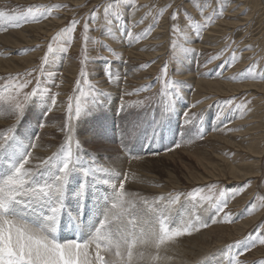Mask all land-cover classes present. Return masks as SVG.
Returning <instances> with one entry per match:
<instances>
[{
  "label": "rangeland",
  "instance_id": "1",
  "mask_svg": "<svg viewBox=\"0 0 264 264\" xmlns=\"http://www.w3.org/2000/svg\"><path fill=\"white\" fill-rule=\"evenodd\" d=\"M110 2L112 0H0V12L5 13V18H0V34L5 33L3 40L0 36V83L7 81L9 76L32 72L29 77L32 84L25 91L36 87V80L39 79L40 90L45 93L28 102L25 118L19 123L16 135L26 144L43 140L57 143L54 151L57 152L65 141L66 133L61 129L69 123V97L79 98L83 107L92 109L90 116L71 121L74 140L83 141L82 153L90 158L91 155L101 157L104 154L128 156L133 151L134 156L141 157L140 160H151L155 167L154 176L162 178L165 188H158L154 195L151 193L152 198L148 201H154L159 195H178L181 205L177 207L180 209L186 204L183 208L192 217L197 214L195 218L199 214L205 215L200 217L202 223L208 225L191 235L182 236L172 245L190 250V262L196 263L195 260L205 258L207 264H228L225 255L227 245L264 234V201L259 199L264 197V89L211 92L197 83L204 77L229 83L224 79L231 77L233 85H244L248 79L242 78L241 74L250 66L255 67L257 74L264 73V8L256 0H127L121 6L119 18L113 14L110 17L112 23L108 24L104 19V7ZM57 5L66 7H53ZM41 6L52 8V15L40 18L38 22L20 20V27H14V22L6 19L11 16L19 18L30 7L34 14L39 15L37 9ZM165 8L163 15H158ZM221 8L223 15L217 18L216 13ZM96 9L99 12L93 21L89 17ZM173 12L177 13L176 21L171 18ZM189 16L194 23H201L209 16L214 22L197 34L194 28L188 27ZM74 18L79 20V24L71 35L70 46L64 52L61 49L65 47V38L52 41V37ZM224 19L233 20L235 26L219 25ZM86 21L89 24L86 33L89 38L88 60L83 62ZM174 23L180 29L175 34L172 31ZM113 27L119 33H115ZM129 30L142 38L129 41ZM8 37L11 41L13 38L15 45L8 42ZM50 42L53 52L48 53V62L41 68ZM232 53L236 55L235 60ZM165 64L168 66L169 83L183 82L180 96L173 97L171 91L167 96L163 94L162 69ZM109 66L111 80L106 74ZM82 68L86 72L83 78L80 75ZM77 81H80L78 90ZM260 82L264 84V79ZM52 95L56 98L54 107L48 98ZM109 97L117 107L114 111L111 103V111L107 109L105 99ZM172 100L175 111L161 126L162 108ZM226 101H231V104ZM75 103L73 100V111ZM239 105L246 107L240 109ZM185 113H189L188 119L193 123H185ZM13 116L4 105H0V132L16 126L17 120ZM11 119L14 121L11 122ZM131 121L142 122L145 134L139 139L130 140L121 135ZM41 125H45L44 128ZM200 128L203 129V138L197 134ZM96 132H106V135H94ZM87 141L93 144L83 145ZM127 144L136 149L126 147ZM248 145L257 148L260 154L255 150L251 152L252 148ZM5 164V159L0 158V175L4 173ZM231 167L244 169L250 174L235 178L239 174H231ZM168 173L170 179L167 178ZM221 192L228 198L225 212L232 214V223L222 222L224 214H217L207 201L199 199L202 196L212 197L215 202L221 199ZM128 199L134 200L132 197ZM144 199L147 198L141 201ZM141 201H137L136 211L145 215V206ZM252 205H255V210L249 214L248 209ZM245 222L246 225L243 224ZM67 229L71 232L70 227ZM203 248L205 252L199 260L197 258ZM236 251L233 248V253ZM212 258L218 261L213 262ZM237 258L245 264H254L264 259V245L257 244ZM220 259L226 260L225 263Z\"/></svg>",
  "mask_w": 264,
  "mask_h": 264
},
{
  "label": "snow or ice",
  "instance_id": "2",
  "mask_svg": "<svg viewBox=\"0 0 264 264\" xmlns=\"http://www.w3.org/2000/svg\"><path fill=\"white\" fill-rule=\"evenodd\" d=\"M126 2L127 0H112L104 7L106 23H112L110 17L113 14L119 18L121 6ZM37 11L39 15L34 14L30 7L27 13L19 18L11 16L6 19L13 21L14 27H20V20L38 22L40 18L46 19L52 15V8L41 6ZM164 11L166 8L161 9L158 15H163ZM98 12L99 9L93 11L89 19L96 20ZM222 15L223 8L216 13L217 18ZM0 18H5L4 12H0ZM171 18L176 21L177 13L173 12ZM188 19V27L194 28L197 34L214 22L211 16L205 17L201 23H194L190 16ZM77 24L79 20L74 18L68 26L52 37V41L60 37L65 38V47L61 49L62 51L66 52L67 47L70 46L71 35L75 32ZM88 29L89 24L86 21L83 62L88 60L86 55ZM172 31L174 34L180 31L179 26L174 23ZM185 36L187 37V34ZM127 37L129 41H138L142 38L139 34L134 35L131 30L127 32ZM52 52L53 47L50 42L47 53L42 58L41 68L48 62V53ZM218 56L219 54L216 58ZM232 59H236L235 53H232ZM167 69L168 66L165 64L162 69L165 89L163 94L167 96L171 91L173 97L180 96L183 82L172 81L170 84L167 80ZM106 74L111 80L110 66ZM80 75L82 78L86 77L83 68ZM31 76L32 72L18 73L0 83V105L6 106L17 120L16 126L0 132V158L6 161L4 173L0 175V264H154L162 259L161 249L166 250L179 237L191 235L193 231L208 226L207 223L200 222L198 217L193 219L191 214L180 215L177 205H181V199L178 195L169 194L167 197L162 195L152 202L144 199L141 203L145 206V215L138 214L137 201L128 199L130 195L136 194L128 193L125 188L128 174L124 173L123 179H120L121 173L103 166L98 167L95 157L88 161L82 158V145L78 139L73 138L74 126L71 121L73 118L80 121L83 117L90 116L92 109L83 107L77 97H69L67 108L69 123L62 128L66 133L64 143L57 152L40 160L35 166H30L33 158L31 149H34L36 144L24 143L23 139L17 137L16 131L19 123L25 118L28 102L33 97L45 95L40 90L39 79L36 80V87L31 91H25L32 84V79H29ZM241 76L264 79V73L257 74L254 66H250ZM79 84L80 81H77V90ZM48 98L54 106L55 95ZM73 100L76 101L74 111ZM226 103L231 104V101ZM237 107L243 109L246 106ZM174 111L175 103L172 100L162 108L161 126ZM188 116L189 113H185V123H193ZM144 134L142 122L139 121L129 122L121 133L123 138L130 140L139 139ZM197 134L203 138V129H198ZM94 135L102 136L106 135V132H96ZM176 146L179 147L178 144ZM73 181H75L74 187ZM94 183L106 186L105 195L101 198L102 204L96 208L92 223L88 225L82 218L86 214V200ZM69 193L75 198V207L70 206ZM220 197L221 199L215 202L212 197L202 196L199 199L207 201L217 214L223 213L222 222H234L232 214L225 212L228 207L226 194L221 192ZM259 199L264 201V197ZM254 210L255 205H252L248 209L249 214ZM63 217H67L73 229L71 236L60 234ZM213 223H216V220H213ZM82 224H84L83 228ZM257 244L264 245V234L257 235L255 239L249 236L227 245L225 255L228 264H245V261L237 257L243 256ZM233 248L237 249L235 253ZM254 264H264V259Z\"/></svg>",
  "mask_w": 264,
  "mask_h": 264
},
{
  "label": "bare ground",
  "instance_id": "3",
  "mask_svg": "<svg viewBox=\"0 0 264 264\" xmlns=\"http://www.w3.org/2000/svg\"><path fill=\"white\" fill-rule=\"evenodd\" d=\"M257 2H258V5L260 6V7H263L264 8V0H256ZM248 2V1H247ZM244 5H246V4H244ZM257 5V6H258ZM231 8V7H230ZM255 8V7H254ZM254 8H253V12L255 13V11H254ZM249 10H251V9H249ZM264 10V9H263ZM133 11V10H132ZM137 13H138V11H137ZM201 13V12H200ZM254 13H250V14H254ZM66 14V13H65ZM134 14V13H133ZM261 14V13H260ZM264 14V13H263ZM135 15V14H134ZM200 15V14H199ZM198 15V16H199ZM132 16V15H131ZM254 16H256V15H254ZM257 16H259V15H257ZM262 15H260V17H261ZM202 17V16H201ZM260 17H258L259 19H260ZM257 18V19H258ZM255 19V18H254ZM243 20V19H242ZM115 21V20H114ZM117 21V20H116ZM231 21H233V20H231V19H224V20H222L221 22L222 23H220L219 25H224V26H226V25H233V26H235V23H234V21L233 22H231ZM238 21H239V18H238ZM262 21V20H261ZM263 22V21H262ZM261 22V23H262ZM117 23V22H116ZM115 23V24H116ZM171 23V22H170ZM260 23V24H261ZM217 24V23H216ZM215 24V25H216ZM113 25V24H112ZM111 25V26H112ZM117 25V24H116ZM218 25V26H219ZM121 27V26H120ZM229 27V26H228ZM113 29H114V27H113ZM120 29V28H119ZM264 29V28H263ZM116 32L115 33H119V32H117V29H114ZM262 30V29H261ZM212 32H217V31H212ZM221 32V31H220ZM220 34H222V33H220ZM2 35H5V33H3ZM1 34H0V36H1V39H2V36ZM8 35V34H7ZM12 35H13V33H12ZM193 35V34H192ZM10 36V35H9ZM16 36V35H15ZM228 37V36H227ZM18 38V37H17ZM199 38V37H198ZM6 39V38H5ZM4 39V40H5ZM20 39V38H19ZM18 39V40H19ZM3 40V39H2ZM1 40V41H2ZM17 40V41H18ZM6 41V40H5ZM12 41H13V38H12ZM11 41V38L10 37H8V42L11 44V45H15V44H13L14 43V41L12 42ZM21 41V40H20ZM15 42H16V40H15ZM211 42V41H210ZM246 42V41H245ZM244 42V43H245ZM263 42V41H262ZM8 43V44H9ZM17 43V42H16ZM121 43V42H120ZM140 43V42H139ZM205 43V42H204ZM207 43H209V42H207ZM5 44H7V41H6V43ZM9 44V45H10ZM20 44V42H18V45ZM206 44V43H205ZM210 44V43H209ZM264 44V43H263ZM143 45V44H142ZM199 45V44H198ZM211 45V44H210ZM214 45V44H213ZM245 45H246V43H245ZM261 45H262V43H261ZM211 47H212V45H211ZM262 47H264V46H262ZM133 48V47H132ZM193 48V47H192ZM1 49V48H0ZM264 49V48H263ZM21 50V49H20ZM126 50V49H125ZM264 51V50H263ZM131 52H132V50H131ZM133 53V52H132ZM3 54V53H2ZM123 54H124V52H123ZM138 54V53H137ZM243 54H246V53H243ZM134 55V54H133ZM147 55V54H146ZM240 56V55H239ZM253 56V55H252ZM1 57V56H0ZM129 57V56H128ZM132 57V56H131ZM149 57H151L150 56V54H149ZM244 57V56H243ZM3 58V57H2ZM28 60V58H26L25 59V61H27ZM1 61H3V60H1ZM257 61V60H256ZM235 62V61H234ZM1 64H2V62H0ZM124 63V62H123ZM4 64V63H3ZM2 66H4V65H2ZM129 67V66H128ZM257 67V66H256ZM263 71V70H262ZM132 72H133V70H132ZM190 72V71H189ZM258 73V72H257ZM125 74V73H124ZM127 74V73H126ZM132 74H134V72L132 73ZM136 75V74H135ZM197 77V76H196ZM224 77V76H223ZM195 78V77H194ZM203 78V77H202ZM237 78V77H236ZM235 78V79H236ZM208 78H206V77H204V79L203 80H201V78L199 79V81H198V85L200 84V86L201 87H203V88H206V89H208V90H211V92H214V91H216V92H222V91H239L240 89H264V84L263 83H261L260 82V78L258 79V80H254L253 78H251V77H249V78H244L245 80L246 79H248L247 81H245V84L244 85H240L239 83H237L236 85H233V83H231L230 81H231V77L230 78H228V77H226L225 79H224V81H228L229 83H221V82H219V81H215L214 79V81L212 80H207ZM105 79H102L101 81H104ZM123 80V79H122ZM198 80V79H197ZM196 80V81H197ZM193 81V80H192ZM240 81V80H239ZM195 85V84H194ZM141 87V86H140ZM197 87H199V86H197ZM113 90L112 91H114V87L112 88ZM205 89V90H206ZM70 90V89H69ZM204 90V89H203ZM117 94V93H116ZM111 99H112V97H109L108 99H105V100H107V102L106 103H108V104H106V106H107V109H109L110 110V103H111V105H113V103H112V101H111ZM58 105V104H57ZM6 107V106H5ZM54 107V106H53ZM112 108H113V111L115 110V109H117V107L115 106V105H113V106H111ZM51 108V107H50ZM64 108V107H63ZM43 109V108H42ZM57 109V108H56ZM58 109H60V108H58ZM50 110V109H49ZM53 110V109H52ZM54 111V110H53ZM53 111H52V113H53ZM111 111V110H110ZM37 112V111H36ZM11 113V112H10ZM51 113V112H50ZM58 113V112H57ZM114 115H115V113H113ZM3 115V114H2ZM1 115V116H2ZM7 115V114H6ZM111 115V114H110ZM46 116V115H45ZM4 117V116H3ZM11 117V116H10ZM14 117V116H13ZM12 117V118H13ZM48 117H50V116H48ZM61 117V116H60ZM15 118V117H14ZM8 119V118H7ZM7 119H5V120H7ZM38 119V118H37ZM40 120V119H39ZM47 120V119H46ZM13 121H14V119H13ZM12 121V119H11V122H13ZM50 121V120H49ZM4 122H6V121H4ZM44 122H46L45 120H44ZM47 122H48V120H47ZM1 123V122H0ZM7 123V122H6ZM6 123H4V124H6ZM57 123V122H56ZM55 123V124H56ZM2 124V123H1ZM8 124H10V122H8ZM12 124V123H11ZM14 124V123H13ZM58 124V123H57ZM48 125V124H47ZM8 126V125H7ZM11 126V125H10ZM45 126V125H44ZM44 126H42L43 128H44ZM51 126V125H50ZM60 126V125H59ZM59 126H56V127H59ZM64 126V125H63ZM49 127V126H48ZM61 127V126H60ZM9 128V127H8ZM89 128V127H88ZM57 131H58V129H56ZM62 130V129H61ZM51 132H53L52 130H51ZM62 132V131H61ZM47 133V132H46ZM50 133V132H49ZM63 133V132H62ZM51 135V134H50ZM40 136V135H39ZM46 137V136H45ZM85 137V136H84ZM41 138V137H40ZM43 138V137H42ZM48 138V137H47ZM92 138V137H91ZM44 139V138H43ZM53 139V138H52ZM33 140V139H32ZM35 140V139H34ZM42 140V139H41ZM85 140V139H84ZM55 142H57V141H55ZM83 142V141H82ZM82 142H80L81 143V145H82ZM35 144H36V147L34 148L35 150L34 151H32V153H33V158H32V164L30 165V166H35L36 164H38L39 162H40V160H42V159H44V158H46V157H49L48 155H52V153L55 151V149H56V144L54 143V142H49V141H47V140H43V141H38V142H35ZM89 144L90 145H92L93 143L92 142H89V141H87V142H84V144L83 145H86V146H89ZM250 144V143H249ZM122 146H124V144L122 143L121 144ZM249 146V145H248ZM126 147H130V148H132L133 150H135L136 148H134V147H132L130 144H127L126 145ZM248 148H252L251 149V152H253L254 150L258 153V154H260L259 152H258V150H257V148H255V147H253L252 145L251 146H249ZM246 149V148H245ZM248 150V149H247ZM57 151V150H56ZM254 151V152H255ZM133 151L131 152V154L132 155H128V154H126V155H128V156H114L113 154H104V155H100L101 157H98V156H90V158H88V156L87 155H84V153H82L81 155H82V158L85 160V161H88V160H90L91 158H93V157H95V159H96V165L99 167V166H103V167H105V168H109V169H112V170H114L115 172H118V173H121V177H120V179H123V174L124 173H127L128 174V180L125 182V188H126V191L128 192V193H130V194H136L135 196H133V195H130L129 197L131 198H133L135 201H141V199H143V198H147L146 200H148V199H151L152 197H150V194L152 193H155L157 190H158V188H163V190H164V188H165V186H163V184H164V181L162 180V178L159 176L158 178H156L155 176H154V165H153V163H152V161L151 160H148V159H142V160H140L141 159V157H138V156H134L133 155ZM117 155V154H116ZM86 156V157H85ZM149 157V156H148ZM141 161V162H140ZM236 164V163H235ZM108 166V167H107ZM235 167V166H234ZM238 167V166H237ZM231 169V174H234V175H237V174H239L238 176H236L235 178H240V177H245L246 175H248V174H250V173H245V170L244 169H235V168H230ZM225 170V169H224ZM233 175V176H234ZM167 178H169L170 179V173H168L167 174ZM203 178V177H202ZM78 179H83V177H78ZM162 180V181H158V180ZM114 182H118V181H114ZM158 182H160V183H158ZM145 185H146V187H145ZM75 186V181H73V187ZM105 185H103V184H98V183H94L93 185H92V187L90 188V190H89V196H88V199L86 200V206H87V208H86V214L83 216V221H84V223H86V224H88V225H90L91 223H92V220H93V218H94V213H95V211H96V208H97V206L98 205H100V204H102V197L105 195V191H104V189H105ZM109 191H111V189H109ZM164 193H166V192H164ZM157 194V193H156ZM160 194V193H159ZM154 195V194H153ZM69 201H70V206L72 207V206H74L75 205V198L72 196V194L71 193H69ZM161 195H159V197H160ZM165 196V195H164ZM156 197V196H155ZM154 197V198H155ZM158 197V196H157ZM180 199H181V197H180ZM153 200V199H152ZM151 201V200H150ZM138 203V202H137ZM188 203V202H187ZM184 204V203H183ZM184 206H186V204L184 205ZM184 206H181V208H180V215L181 216H188L189 214H191L190 212H188L187 210H186V208H183ZM141 207V206H140ZM139 208V207H138ZM137 208V209H138ZM193 209V208H192ZM197 208H195V210H196ZM199 210L201 209V208H198ZM197 209V210H198ZM144 211H145V209H144ZM202 211V210H201ZM141 212V211H140ZM205 212V211H204ZM140 215H142L141 213H139ZM194 214H196V213H194ZM193 214V215H194ZM197 215V214H196ZM195 215V216H196ZM200 216L201 215H203V214H199ZM195 216L194 217H192L193 219H195ZM200 216H197V217H200ZM203 216H205V215H203ZM260 217V214L258 215V218ZM208 219V218H207ZM63 220L65 221V220H67V217H63ZM200 220H201V217H200ZM205 222H207V220H204ZM201 222H202V220H201ZM244 225H246L247 223L245 222V223H243ZM82 226L84 227V224H82ZM197 226H199V225H197ZM214 229V228H213ZM68 229H65V231H67ZM70 232V231H69ZM197 232V231H196ZM199 233V232H198ZM205 233V232H204ZM260 235V234H259ZM181 237H179L178 239H180ZM191 238H193V237H191ZM177 239V240H178ZM192 240V239H191ZM193 241V240H192ZM191 241V242H192ZM195 241V240H194ZM182 242V241H181ZM196 242V241H195ZM198 242V241H197ZM195 245V244H194ZM202 245V244H201ZM196 246H197V243H196ZM186 248V247H185ZM198 248V247H197ZM201 248V247H200ZM204 249V248H203ZM202 249V252H201V254H199L198 255V258H197V256H196V258L197 259H199V257L201 258V256L204 254V252H205V249L203 250ZM189 251L190 250H187V249H184L183 250V248L181 247V249H180V246L179 245H172V244H170L168 247H167V249L165 250V249H161V251H160V256L162 257V259L160 260V261H158V262H154V264H207V260H205V258H203L202 260H200V261H196L195 259V261L194 262H196V263H193V262H190V261H192V260H190V258L188 257V255H189ZM192 251H195V249H192ZM208 251V250H207ZM194 254H195V252H194ZM208 254V253H207ZM209 254H210V252H209ZM213 259V258H212ZM214 261L213 262H216V261H218L217 259H213ZM221 260V262L222 263H225V261L226 260H223V259H220ZM209 262H211V261H209ZM213 264H215V263H213Z\"/></svg>",
  "mask_w": 264,
  "mask_h": 264
}]
</instances>
